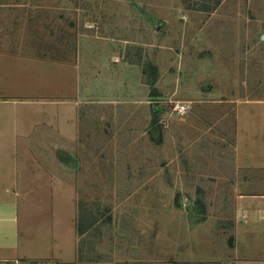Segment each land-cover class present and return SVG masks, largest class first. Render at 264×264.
Wrapping results in <instances>:
<instances>
[{
    "label": "rangeland",
    "instance_id": "rangeland-1",
    "mask_svg": "<svg viewBox=\"0 0 264 264\" xmlns=\"http://www.w3.org/2000/svg\"><path fill=\"white\" fill-rule=\"evenodd\" d=\"M6 94L33 178L4 188L0 264H264L231 234L264 194V0H0Z\"/></svg>",
    "mask_w": 264,
    "mask_h": 264
},
{
    "label": "crops",
    "instance_id": "crops-1",
    "mask_svg": "<svg viewBox=\"0 0 264 264\" xmlns=\"http://www.w3.org/2000/svg\"><path fill=\"white\" fill-rule=\"evenodd\" d=\"M11 98L12 97L8 94L0 95V222L2 220L1 213L3 210L4 188H6L7 186L15 187L19 179L33 178L31 176L33 173L29 172V168L27 166H24V164L28 163L27 160L21 161L20 157H18L17 155L3 154L4 148L19 147V142L26 141L27 137L32 133L30 130H19L15 127L3 126L2 105L3 103H5V105H9V100ZM253 126H249L251 128L249 132H244V130L241 129L246 140L251 141L255 137L254 134L256 131L254 130L255 127ZM261 129L262 131H264V128L261 127ZM251 147H254L252 143H237L236 148L238 150V154L233 159V166L236 170L240 168L251 169L256 166H259L258 159H255L252 155L249 156L250 152L241 150L242 148L249 149ZM21 164L23 165L21 166ZM261 164L264 166V161H262ZM250 197L255 198H250L248 203L244 204L241 208H233V211L239 213V215L240 211L243 212L245 215L244 218H242V216L240 218L239 215L232 216L234 223L231 234L233 237L232 252L234 254L237 250L240 249L242 243H245L246 246H249L250 249H253V243L256 240H264V194H256L255 196ZM1 234L2 233L0 232V235Z\"/></svg>",
    "mask_w": 264,
    "mask_h": 264
},
{
    "label": "trees",
    "instance_id": "trees-1",
    "mask_svg": "<svg viewBox=\"0 0 264 264\" xmlns=\"http://www.w3.org/2000/svg\"><path fill=\"white\" fill-rule=\"evenodd\" d=\"M153 71H154V77L153 80L151 81V85H154L155 82V75H156V68L153 67ZM157 113H155L153 111L152 114V127L150 129V138L151 140L156 143V144H160L162 142V135H161V128L158 125V121H157ZM84 231V225H83V221L81 219H77V223H76V233L78 235H82Z\"/></svg>",
    "mask_w": 264,
    "mask_h": 264
},
{
    "label": "built area",
    "instance_id": "built-area-1",
    "mask_svg": "<svg viewBox=\"0 0 264 264\" xmlns=\"http://www.w3.org/2000/svg\"><path fill=\"white\" fill-rule=\"evenodd\" d=\"M244 217H245V215L243 214V215H242V218H244Z\"/></svg>",
    "mask_w": 264,
    "mask_h": 264
}]
</instances>
